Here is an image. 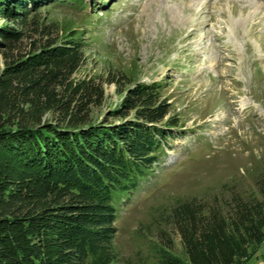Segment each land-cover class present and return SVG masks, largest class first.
<instances>
[{
  "label": "trees",
  "instance_id": "trees-1",
  "mask_svg": "<svg viewBox=\"0 0 264 264\" xmlns=\"http://www.w3.org/2000/svg\"><path fill=\"white\" fill-rule=\"evenodd\" d=\"M62 2L82 4L0 0V264L120 261L112 193L135 189L180 128L161 81L77 76L83 32L41 16ZM105 83L121 99L98 119ZM258 192L178 201L168 217L181 254L159 247L136 264H246L264 241V179Z\"/></svg>",
  "mask_w": 264,
  "mask_h": 264
},
{
  "label": "rangeland",
  "instance_id": "rangeland-1",
  "mask_svg": "<svg viewBox=\"0 0 264 264\" xmlns=\"http://www.w3.org/2000/svg\"><path fill=\"white\" fill-rule=\"evenodd\" d=\"M41 16L83 32L85 62L77 76L114 71L132 83L161 81V96L180 122L137 187L112 193L120 259L114 264L152 261L159 247L180 255L168 217L180 200L259 193L264 0H82L46 6ZM104 91L98 119L121 99L113 84ZM246 264H264V241Z\"/></svg>",
  "mask_w": 264,
  "mask_h": 264
}]
</instances>
